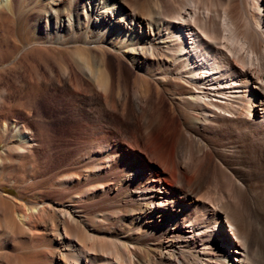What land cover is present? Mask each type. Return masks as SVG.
I'll list each match as a JSON object with an SVG mask.
<instances>
[{"label":"bare ground","instance_id":"1","mask_svg":"<svg viewBox=\"0 0 264 264\" xmlns=\"http://www.w3.org/2000/svg\"><path fill=\"white\" fill-rule=\"evenodd\" d=\"M0 21L26 35L0 264H264V0H0Z\"/></svg>","mask_w":264,"mask_h":264},{"label":"rangeland","instance_id":"2","mask_svg":"<svg viewBox=\"0 0 264 264\" xmlns=\"http://www.w3.org/2000/svg\"><path fill=\"white\" fill-rule=\"evenodd\" d=\"M2 22L0 21V92H1V89L4 88L8 94V101L9 103H12L16 98L17 96L19 95V91H17L16 93V90H14V88H16V82H15V75H16V71L13 70L10 66H7V64H9V60H10V53H11V49H9L13 43V41H18L19 44H25V33H24V30H23V27H22V24H19V25H15V27L11 28V30L7 31L6 28L4 27L3 24H1ZM4 29L6 30V32L4 31ZM8 44V45H6ZM7 46V47H5ZM9 49V50H8ZM10 52V53H9ZM13 54V53H12ZM11 54V56H12ZM29 56V59L32 60L34 57H32L31 54L28 55ZM35 59V58H34ZM113 60V59H112ZM114 61V60H113ZM25 66H28L26 65L25 63ZM3 67V68H1ZM3 70V71H2ZM10 70V71H9ZM3 72V73H1ZM22 73V72H21ZM12 89V90H10ZM39 101V99L37 100ZM42 103V102H41ZM40 103V109L44 112L45 109L47 108V106L45 105V103L43 102L42 104ZM44 104V105H43ZM45 108H43V107ZM43 108V109H42ZM48 110V108L46 109V111ZM66 113V114H65ZM65 113H61L60 115L63 116V117H66V118H69V115H68V112H65ZM44 119H48V120H51L52 118L51 117H43ZM55 118V117H53ZM65 119H62L60 120L59 122V119L58 117H56V119H52L50 122L53 121V123L55 124H60V123H63ZM14 119H16L17 121H20V122H23L25 127L30 131V132H34L33 130L35 129V127L31 124V122H27L26 120V117H24V115L22 114H14ZM47 120V121H48ZM63 121V122H62ZM57 122V123H56ZM32 125V126H31ZM34 127V128H33ZM1 139V138H0ZM40 140L42 139V137L39 138ZM142 141H145L144 139ZM6 146V144L0 140V150H2L4 147ZM22 174L24 175L23 171H17L15 169H12V168H7L6 171H5V174L7 177L9 178H13L16 174ZM5 187H3L5 189L6 192L8 193H12V194H16L17 191H16V188H10V185L8 186V184L4 185ZM224 224V232H226L228 234V236H231V234L228 232V227L226 226L225 223Z\"/></svg>","mask_w":264,"mask_h":264}]
</instances>
